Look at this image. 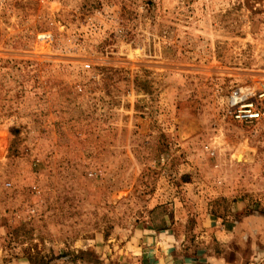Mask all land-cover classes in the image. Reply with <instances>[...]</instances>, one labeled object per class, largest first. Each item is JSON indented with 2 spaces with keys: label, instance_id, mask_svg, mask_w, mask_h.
I'll use <instances>...</instances> for the list:
<instances>
[{
  "label": "rangeland",
  "instance_id": "1",
  "mask_svg": "<svg viewBox=\"0 0 264 264\" xmlns=\"http://www.w3.org/2000/svg\"><path fill=\"white\" fill-rule=\"evenodd\" d=\"M251 76L264 0H0V264L219 252L210 221L264 215V120L224 113Z\"/></svg>",
  "mask_w": 264,
  "mask_h": 264
},
{
  "label": "crops",
  "instance_id": "2",
  "mask_svg": "<svg viewBox=\"0 0 264 264\" xmlns=\"http://www.w3.org/2000/svg\"><path fill=\"white\" fill-rule=\"evenodd\" d=\"M207 230L220 242L219 252H184L173 234L149 229L124 248L143 264H264V215L246 214L232 225L210 221Z\"/></svg>",
  "mask_w": 264,
  "mask_h": 264
},
{
  "label": "built area",
  "instance_id": "3",
  "mask_svg": "<svg viewBox=\"0 0 264 264\" xmlns=\"http://www.w3.org/2000/svg\"><path fill=\"white\" fill-rule=\"evenodd\" d=\"M40 43H50L52 34L48 30L35 35ZM88 68V64L83 65ZM79 89V87H78ZM224 113L240 125L258 123L264 120V77L251 76L234 84L224 101ZM52 188V187H50Z\"/></svg>",
  "mask_w": 264,
  "mask_h": 264
},
{
  "label": "trees",
  "instance_id": "4",
  "mask_svg": "<svg viewBox=\"0 0 264 264\" xmlns=\"http://www.w3.org/2000/svg\"><path fill=\"white\" fill-rule=\"evenodd\" d=\"M15 132V131H14ZM27 259H28V261H30V258L29 257H27Z\"/></svg>",
  "mask_w": 264,
  "mask_h": 264
}]
</instances>
